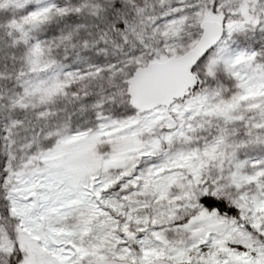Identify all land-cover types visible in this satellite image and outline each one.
I'll return each instance as SVG.
<instances>
[{
  "label": "snow or ice",
  "instance_id": "obj_1",
  "mask_svg": "<svg viewBox=\"0 0 264 264\" xmlns=\"http://www.w3.org/2000/svg\"><path fill=\"white\" fill-rule=\"evenodd\" d=\"M0 264H264V0H0Z\"/></svg>",
  "mask_w": 264,
  "mask_h": 264
}]
</instances>
